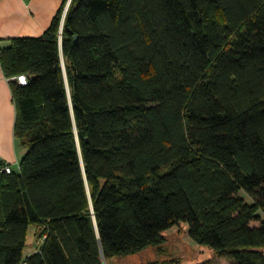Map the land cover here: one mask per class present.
Instances as JSON below:
<instances>
[{
  "label": "trees",
  "instance_id": "obj_1",
  "mask_svg": "<svg viewBox=\"0 0 264 264\" xmlns=\"http://www.w3.org/2000/svg\"><path fill=\"white\" fill-rule=\"evenodd\" d=\"M67 2L0 47L28 148L0 160V264H103L181 221L264 264V0H72L61 32Z\"/></svg>",
  "mask_w": 264,
  "mask_h": 264
},
{
  "label": "crops",
  "instance_id": "obj_2",
  "mask_svg": "<svg viewBox=\"0 0 264 264\" xmlns=\"http://www.w3.org/2000/svg\"><path fill=\"white\" fill-rule=\"evenodd\" d=\"M63 0H0V47L10 38L40 36L52 23ZM17 108L0 61V160L19 165L28 148L15 136Z\"/></svg>",
  "mask_w": 264,
  "mask_h": 264
},
{
  "label": "rangeland",
  "instance_id": "obj_3",
  "mask_svg": "<svg viewBox=\"0 0 264 264\" xmlns=\"http://www.w3.org/2000/svg\"><path fill=\"white\" fill-rule=\"evenodd\" d=\"M19 142L24 145L20 140ZM14 167L18 168V165H14ZM37 229L35 225H30L29 227L27 245L24 250L26 256L37 251L43 245V239L39 236ZM163 235L165 236V241L160 245H150L138 253L113 257L106 260V263L146 264L153 260H168L173 258L179 259L182 264L207 261H215L217 264L231 263V260L228 258L220 257L214 248L193 240L189 234V224L185 221H181L165 230Z\"/></svg>",
  "mask_w": 264,
  "mask_h": 264
},
{
  "label": "built area",
  "instance_id": "obj_4",
  "mask_svg": "<svg viewBox=\"0 0 264 264\" xmlns=\"http://www.w3.org/2000/svg\"><path fill=\"white\" fill-rule=\"evenodd\" d=\"M14 79L18 80L21 84H27L29 79L28 76L26 74H20L18 76H15ZM12 164L11 163H7L6 166L3 168V170H5L6 172H11L12 171ZM21 264H28L26 262L21 263Z\"/></svg>",
  "mask_w": 264,
  "mask_h": 264
},
{
  "label": "water",
  "instance_id": "obj_5",
  "mask_svg": "<svg viewBox=\"0 0 264 264\" xmlns=\"http://www.w3.org/2000/svg\"><path fill=\"white\" fill-rule=\"evenodd\" d=\"M71 1H72V0H69V1H68L67 6H66V8H65V12H64V14H63L62 23H61V32L63 31L64 21H65V18H66V15H67V11H68V9H69V6H70V4H71ZM103 264H107V263H106V259H105L104 256H103Z\"/></svg>",
  "mask_w": 264,
  "mask_h": 264
}]
</instances>
